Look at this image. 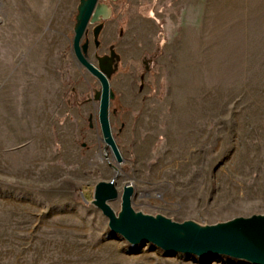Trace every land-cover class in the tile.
I'll return each instance as SVG.
<instances>
[{
    "label": "rangeland",
    "instance_id": "obj_1",
    "mask_svg": "<svg viewBox=\"0 0 264 264\" xmlns=\"http://www.w3.org/2000/svg\"><path fill=\"white\" fill-rule=\"evenodd\" d=\"M107 2L120 162L73 50L80 0H0V264H249L132 246L90 201L112 180L116 213L131 185L176 222L264 214V0Z\"/></svg>",
    "mask_w": 264,
    "mask_h": 264
},
{
    "label": "water",
    "instance_id": "obj_2",
    "mask_svg": "<svg viewBox=\"0 0 264 264\" xmlns=\"http://www.w3.org/2000/svg\"><path fill=\"white\" fill-rule=\"evenodd\" d=\"M106 1L80 0L72 45L78 61L99 80L100 89H95L94 99L99 101L98 120L102 141L110 148L116 161L120 162L108 119L109 100L113 97L109 79L117 69L118 60L111 67H103L101 64L95 66L87 59V43H81L89 22L97 23L93 30L96 39L103 26L101 22L110 18L112 9ZM117 196L118 191L112 180L101 181L94 186L90 202L108 219L110 232L132 246L152 244L167 254L225 256L249 264H264V214L237 217L213 225H201L193 220L176 222L161 214L134 211L131 205V185L123 188L120 210L116 213L108 202Z\"/></svg>",
    "mask_w": 264,
    "mask_h": 264
},
{
    "label": "flooded vegetation",
    "instance_id": "obj_3",
    "mask_svg": "<svg viewBox=\"0 0 264 264\" xmlns=\"http://www.w3.org/2000/svg\"><path fill=\"white\" fill-rule=\"evenodd\" d=\"M108 4L111 6L110 3H108ZM105 22H106V20L101 22L103 24V26H102V29H101V31H100V33L96 39L94 38L93 30H94L95 26L97 25V23L92 24L89 22L85 28L83 37L81 39V43H84V42L87 43L86 54H87L88 60H89V54H88L89 48L92 47V56L96 60L97 66H99L101 64L103 67H111V65H113V62L117 59L118 60L117 61V67H118V63H120L119 56L117 55V53L114 49V46L112 44L107 45L106 51H104L102 53L98 52V50L102 44V42L100 40V35H101L102 30L104 29ZM89 26H91L90 30L88 29ZM92 94L94 97L95 92H92ZM87 95H89V94H87ZM75 97H76V95H75ZM87 100H89L88 96L84 99L83 102L85 103V102H87Z\"/></svg>",
    "mask_w": 264,
    "mask_h": 264
}]
</instances>
